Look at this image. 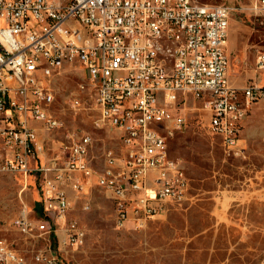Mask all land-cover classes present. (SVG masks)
<instances>
[{"label":"built area","instance_id":"obj_1","mask_svg":"<svg viewBox=\"0 0 264 264\" xmlns=\"http://www.w3.org/2000/svg\"><path fill=\"white\" fill-rule=\"evenodd\" d=\"M252 9L264 12V0ZM230 4L193 0H0V140L12 160L0 171H27L28 156L43 152L33 123L56 129L51 108L53 75L78 64L92 91L96 128L121 133L122 149L108 152L96 183L113 202L115 223L142 228L171 205L184 202L190 179L168 142L186 120L176 109L187 97L201 102L208 130L224 149L240 156L243 123L264 98L257 80L238 88L229 82ZM264 71V52L256 58ZM85 84L80 85L83 93ZM80 96L71 100L80 109ZM87 134L69 138L63 157L36 166L43 220L21 213L13 226L26 236L65 246L81 242L84 231L67 219V189L87 195L93 176ZM166 159V167H157ZM84 209H88L85 204ZM58 226L63 237L58 234ZM0 264H60L50 245L30 260L0 240Z\"/></svg>","mask_w":264,"mask_h":264},{"label":"rangeland","instance_id":"obj_2","mask_svg":"<svg viewBox=\"0 0 264 264\" xmlns=\"http://www.w3.org/2000/svg\"><path fill=\"white\" fill-rule=\"evenodd\" d=\"M200 4H230L228 29L229 82L244 86L255 80L256 58L264 52V12L252 9L254 0H193ZM85 76L78 64H67L52 77L55 102L51 113L58 121L47 130L40 123L38 141L43 152L28 156L27 171L17 168L0 171V240L6 241L28 260L44 251L48 244L58 254L60 264H264V100L250 111L243 127L246 150L240 156L227 152L218 136L208 130V115L201 102L187 97L176 109L185 127L168 142L170 156L181 161L190 179L186 200L169 205L144 227L132 222L123 227L115 223L113 202L97 185L105 167L106 154L122 149L121 133L113 128H96L97 112L93 94L80 85ZM80 96L81 108L71 100ZM87 134L92 145L88 160L93 176L87 195L71 189L72 201L67 219L84 231L81 242L68 246L59 238L45 242L26 236L13 226L25 213L35 224L41 213L39 186L42 175L35 170L41 162L63 157L69 138ZM2 150L0 161L12 160ZM88 209H84V205ZM59 237L63 231L58 226Z\"/></svg>","mask_w":264,"mask_h":264},{"label":"crops","instance_id":"obj_3","mask_svg":"<svg viewBox=\"0 0 264 264\" xmlns=\"http://www.w3.org/2000/svg\"><path fill=\"white\" fill-rule=\"evenodd\" d=\"M228 77H229V76H228ZM255 78H256L258 84H259L261 87L264 88V71L258 73V74L255 76ZM233 86L238 87V88L243 87V86H236V85H233ZM244 86H245V85H244ZM262 100H264V98L261 99V100H259L258 102H256V103L253 105V107H254L256 104H258L260 101H262ZM253 107L251 108V110L253 109ZM251 110H250V111H251ZM250 111H249V113H250ZM248 116H249V114H248ZM248 116H247V118H248ZM247 118H246V119H247ZM246 119H245V121H246ZM245 121H244V123H243V127H244ZM245 126H246V124H245ZM242 133H243V129H242V132H241V141H240V144H241V145L245 148V150H246V143H245V141H244V138H243V134H242ZM46 161H48V160H46ZM46 161L41 162V164H44ZM39 196H40V195H39ZM40 204H41V213L44 214V209H43V205H42L41 197H40Z\"/></svg>","mask_w":264,"mask_h":264},{"label":"bare ground","instance_id":"obj_4","mask_svg":"<svg viewBox=\"0 0 264 264\" xmlns=\"http://www.w3.org/2000/svg\"><path fill=\"white\" fill-rule=\"evenodd\" d=\"M56 124H58L57 119H56ZM157 167H166V159H158L157 160Z\"/></svg>","mask_w":264,"mask_h":264}]
</instances>
